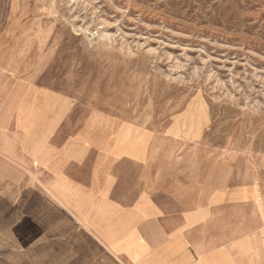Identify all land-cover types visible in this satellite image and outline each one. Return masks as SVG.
Segmentation results:
<instances>
[{
    "label": "rangeland",
    "instance_id": "obj_1",
    "mask_svg": "<svg viewBox=\"0 0 264 264\" xmlns=\"http://www.w3.org/2000/svg\"><path fill=\"white\" fill-rule=\"evenodd\" d=\"M1 73L66 102L100 148L121 133L197 181L257 190L264 224V0H0ZM4 193L0 264H18L37 229L13 219L26 193Z\"/></svg>",
    "mask_w": 264,
    "mask_h": 264
},
{
    "label": "crops",
    "instance_id": "obj_2",
    "mask_svg": "<svg viewBox=\"0 0 264 264\" xmlns=\"http://www.w3.org/2000/svg\"><path fill=\"white\" fill-rule=\"evenodd\" d=\"M3 77L0 195L26 193L13 219L37 229L18 264H264L257 190L197 181L178 154L149 159L121 133L100 148L68 127L66 102Z\"/></svg>",
    "mask_w": 264,
    "mask_h": 264
},
{
    "label": "bare ground",
    "instance_id": "obj_3",
    "mask_svg": "<svg viewBox=\"0 0 264 264\" xmlns=\"http://www.w3.org/2000/svg\"><path fill=\"white\" fill-rule=\"evenodd\" d=\"M72 30H73V29H72ZM78 31H79V30H78ZM81 31H82V30H81ZM81 31H80V32H81ZM75 32L77 33L76 29H75ZM75 32H74V33H75Z\"/></svg>",
    "mask_w": 264,
    "mask_h": 264
}]
</instances>
